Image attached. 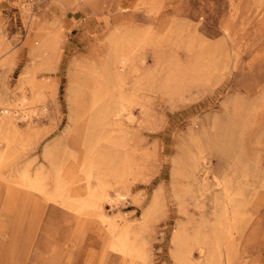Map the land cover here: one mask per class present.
I'll list each match as a JSON object with an SVG mask.
<instances>
[{
    "label": "rangeland",
    "instance_id": "374dc122",
    "mask_svg": "<svg viewBox=\"0 0 264 264\" xmlns=\"http://www.w3.org/2000/svg\"><path fill=\"white\" fill-rule=\"evenodd\" d=\"M120 104L111 129L101 112ZM0 114L17 124L2 181L43 173L54 194L63 167L75 204L91 160L123 196L104 223L35 216L0 182V264H264V0H0ZM117 213L130 257L111 247Z\"/></svg>",
    "mask_w": 264,
    "mask_h": 264
},
{
    "label": "bare ground",
    "instance_id": "6f19581e",
    "mask_svg": "<svg viewBox=\"0 0 264 264\" xmlns=\"http://www.w3.org/2000/svg\"><path fill=\"white\" fill-rule=\"evenodd\" d=\"M117 45V44H116ZM118 46V45H117ZM120 46V45H119ZM123 47V46H122ZM120 48V47H119ZM116 53V52H115ZM124 53V52H123ZM121 53V55L117 58V60L121 63V66L123 64L127 65L128 62L127 61V56L125 54ZM117 55V54H116ZM129 59V58H128ZM116 63V62H115ZM118 64V63H117ZM110 66V65H109ZM124 66V65H123ZM122 66V67H123ZM120 68V67H119ZM117 70V69H116ZM118 71V70H117ZM120 71V70H119ZM121 72V71H120ZM119 73V72H118ZM120 74V73H119ZM115 76V75H114ZM120 79L122 78L121 76H119ZM118 81L119 78H118ZM2 92V91H1ZM8 97V96H7ZM33 97L34 95H23L20 99H19V102H17V105L20 106V109L24 110V114L23 116L26 117L29 115V113L26 111L27 109H30V108H33L34 106L32 105L33 104ZM98 97V96H97ZM98 99V98H97ZM96 99V100H97ZM127 100V99H126ZM99 101V100H98ZM102 101V100H101ZM123 100H121L122 102ZM125 101V100H124ZM111 102V101H110ZM118 102V101H117ZM126 102V101H125ZM96 104V102H94ZM93 103V104H94ZM114 103V102H113ZM98 102H97V106H98ZM94 106V105H93ZM96 106V107H97ZM110 107V105H108ZM114 106V105H113ZM96 109V108H95ZM89 110V109H88ZM126 107L123 105V104H120L114 108H106L104 110H102L101 112V117L104 121V124H107L111 129H113L112 127L114 126V123L115 124H118L119 122L118 121H115L116 119L120 118V116L122 115L123 111L126 112ZM8 108H4V112L8 113ZM26 111V112H25ZM94 111V109L92 110ZM15 112H17V109H15ZM32 112H35V110L33 109ZM90 113V112H89ZM99 114V113H98ZM100 118V117H99ZM101 119V120H102ZM98 121V120H97ZM102 122V121H101ZM120 124V123H119ZM16 121L14 119V116L10 115V116H5V115H2L0 114V143H2L4 140L5 141V145L6 147H9L10 144H11V139L9 138L8 136V131L12 128H14L16 126ZM103 125V124H102ZM111 125H113L111 127ZM101 126V124H100ZM106 126V125H105ZM104 126V127H105ZM119 126V125H118ZM103 127V128H104ZM101 129V128H100ZM105 131V129H104ZM106 133V131H105ZM109 133V130L108 132ZM110 134V133H109ZM13 136V135H12ZM100 137V136H99ZM14 138V137H13ZM12 138V139H13ZM97 138V137H96ZM15 139V138H14ZM13 139V140H14ZM99 139V138H98ZM2 141V142H1ZM13 142V141H12ZM15 142V140H14ZM3 144V143H2ZM2 146V145H1ZM11 148V147H10ZM3 149V148H2ZM92 151V149H91ZM89 152V150H88ZM97 152V151H96ZM87 154V152H86ZM89 154V153H88ZM88 154L86 156H88ZM85 156V157H86ZM88 158V157H87ZM92 158V157H91ZM2 155H1V151H0V166H1V162H2ZM50 160V159H49ZM53 160V159H52ZM85 160V159H84ZM91 161V160H90ZM90 161H86V170H88V173L87 175L85 176L84 179H86V188L88 190V198L85 200V201H81L79 203H72V201L70 202L68 200V196L72 195L71 194H67L66 195V187L64 186L65 184L63 183V181L65 180V178H63L64 180L62 181V176L60 173V175H58L59 171L61 170V168L63 167H59L60 170L58 168L55 169V173H56V181H55V191H54V194H51V192L48 191V189H46V185L43 183L42 181V178L41 177V174H36L35 177L34 176H31L27 171L26 172H23L19 177H17L18 179H13V180H10V179H7L5 178L6 180H1V176H0V182H1V185H2V188L3 190H5L7 192V196H5L7 198V201H9L11 204H13L16 208H18V212H22L25 211L28 209V207H32L30 210L32 212V214H34L35 216L39 213H45V212H50V211H55L57 209L59 210H62V209H65V210H68V211H71V213H73L75 215L76 218H78L79 220H83V219H89L93 222H95V219L94 218H98V221L97 222H106V219L108 218V213L105 212V208H104V203L106 201H109L110 203H118V201L121 199L122 196V193H120L118 190H116V194H112L109 189H108V185L107 183L102 179V177H100V179H98V184H93L92 183V177H93V164L90 162ZM3 163V162H2ZM54 163V162H53ZM52 163V164H53ZM56 165V164H54ZM197 164H195L196 166ZM4 166V164H3ZM55 167V166H54ZM58 167V166H57ZM71 169V168H70ZM81 169V168H80ZM79 169V170H80ZM196 169V168H195ZM194 169V170H195ZM198 170V169H197ZM64 171V168L62 170V172ZM201 171V170H200ZM71 172V171H70ZM197 172V171H196ZM195 172V173H196ZM204 172V171H203ZM1 173V172H0ZM85 173V172H84ZM68 175V174H66ZM65 175V176H66ZM72 175V174H70ZM204 175V174H203ZM4 176V175H3ZM61 176V177H60ZM83 176V177H84ZM225 176V175H224ZM73 177V175H72ZM80 177H82L80 175ZM227 177V176H226ZM47 178V177H46ZM68 178V177H67ZM78 179V178H77ZM217 179V178H216ZM229 179V178H228ZM73 180V178H72ZM83 180V179H82ZM197 180V179H195ZM206 180V179H205ZM219 180V179H218ZM73 181H76L73 180ZM208 181V180H207ZM226 182V181H225ZM224 182V184H225ZM71 183V182H70ZM69 183V184H70ZM206 183V182H205ZM204 183V184H205ZM217 183V182H216ZM229 183V182H228ZM74 184V183H72ZM209 184V182H208ZM71 185V184H70ZM203 185V184H201ZM218 185V184H217ZM66 186H68L66 184ZM209 186V185H208ZM212 186V185H211ZM207 187V186H206ZM227 187V186H226ZM225 187V188H226ZM204 188V186H203ZM210 188V187H209ZM224 188V189H225ZM216 189V188H215ZM222 189V188H221ZM223 189V190H224ZM227 189V188H226ZM229 189V188H228ZM232 189V188H231ZM222 190V191H223ZM72 192V190H69ZM224 191H228V190H224ZM216 192V191H215ZM221 192V191H220ZM231 192V191H230ZM37 194L38 195L40 194V196H34V194ZM223 193V192H222ZM221 193V194H222ZM226 193V192H225ZM229 193V191H228ZM226 193V194H228ZM218 194V193H217ZM117 195V196H115ZM220 195V193H219ZM214 196V195H213ZM226 196V195H225ZM228 196V195H227ZM1 197V196H0ZM213 198V197H212ZM218 198V197H217ZM225 198V197H224ZM229 199V198H228ZM78 200V199H77ZM225 200V199H224ZM223 201V200H222ZM220 201V202H222ZM228 201V200H227ZM230 201V199H229ZM76 202V201H75ZM109 203V204H110ZM120 203V202H119ZM219 203V202H218ZM230 203V202H229ZM51 204L53 206H51ZM217 204V203H216ZM106 205V204H105ZM236 205V204H235ZM215 206V205H214ZM56 207V208H55ZM221 207V206H220ZM221 209V208H220ZM233 209V208H231ZM217 213V211H215ZM221 212V211H220ZM215 213V215H216ZM229 213V212H227ZM226 213V214H227ZM233 213V212H232ZM239 214V213H238ZM224 215V213H223ZM235 214H233L234 216ZM238 216V215H237ZM67 217V216H66ZM226 217V216H225ZM234 218V217H233ZM205 219V218H204ZM218 219V218H217ZM237 219V218H236ZM240 219V218H239ZM109 228H110V233L113 234V238L114 239V242L111 244V247L115 250L123 254H126L128 255L129 254V257H130V253L133 251V243H130L129 244V236H128V228H129V225H128V220L126 219V217L122 214H115L113 215V217L111 219H109ZM211 220V219H210ZM224 220V219H223ZM222 220V221H223ZM230 220L228 219V222ZM71 222V221H70ZM203 222V221H202ZM205 222V221H204ZM237 223V221H236ZM205 224V223H204ZM215 224V222H214ZM220 224V223H219ZM223 224V223H222ZM229 224V223H228ZM206 225V224H205ZM231 225V224H229ZM228 225V226H229ZM211 226V224H210ZM213 226V224H212ZM217 225H215L214 227H216ZM203 227H206V226H203ZM204 229V228H202ZM214 229V228H212ZM221 229V228H220ZM226 229V228H225ZM228 229V227H227ZM104 231V230H103ZM109 231V230H108ZM198 231V230H197ZM216 232V231H215ZM227 232V231H226ZM205 233V232H204ZM221 233V232H220ZM228 233V232H227ZM202 234V233H201ZM206 234V233H205ZM205 234L204 235H201L202 237L204 236L205 237ZM213 234H215L213 232ZM130 235V233H129ZM199 235V234H198ZM217 235V234H216ZM106 236V235H105ZM195 236V235H194ZM227 236V235H226ZM230 236V235H229ZM201 237V238H202ZM217 237V236H216ZM234 237V236H233ZM112 238V237H111ZM198 238H200L198 236ZM207 239V236L205 237ZM205 238H203L201 241H203ZM193 239V238H191ZM233 239V238H232ZM131 240V239H130ZM208 242H209V239H207ZM194 240H192L193 243ZM200 241V240H199ZM217 241V239H216ZM205 242V241H204ZM211 242V241H210ZM231 242V241H230ZM228 242V243H230ZM109 243V242H108ZM190 243V242H189ZM197 243H198V240H197ZM132 244V246H131ZM203 244V243H202ZM211 244V243H210ZM221 244V243H219ZM213 245V244H212ZM194 244L190 247H193ZM204 246L206 245H203V248ZM223 246V245H222ZM228 246V245H227ZM221 248L220 245H218V248ZM199 248V247H198ZM201 248V247H200ZM209 248V247H208ZM200 250H204V249H200ZM110 251V250H109ZM189 251V250H188ZM191 251V250H190ZM205 251V250H204ZM209 251V250H208ZM216 251V250H215ZM219 251H222V250H219ZM218 251V252H219ZM210 252V251H209ZM214 252V251H212ZM117 253V252H116ZM120 253V254H121ZM132 253H136L135 250L134 252ZM191 253V252H190ZM202 253V252H201ZM208 253V252H207ZM220 253V252H219ZM52 254V253H51ZM216 254H217V251H216ZM222 254V253H221ZM228 254V253H227ZM191 255V254H190ZM188 255V256H190ZM220 255V254H219ZM124 256V255H123ZM134 256V255H133ZM201 256H204V255H201ZM212 256V255H211ZM216 257H218L217 255H215ZM132 257V256H131ZM207 257V256H206ZM222 257V255H221ZM126 258V257H125ZM134 258V257H132ZM188 258V257H187ZM186 258V259H187ZM211 257H209L210 259ZM223 258V257H222ZM120 259V258H119ZM127 259V258H126ZM208 259V260H209ZM213 259L215 260V257L213 256ZM72 260V259H71ZM115 260V259H114ZM128 260V259H127ZM194 260V259H193ZM211 260V259H210ZM121 261V260H120ZM184 261V260H183ZM203 261V260H202ZM134 263V262H133ZM186 263V262H185ZM184 263V264H185ZM190 263V262H189ZM197 263V262H196ZM206 263V262H205ZM92 264V263H91ZM125 264H126V261H125ZM210 264V263H209Z\"/></svg>",
    "mask_w": 264,
    "mask_h": 264
}]
</instances>
